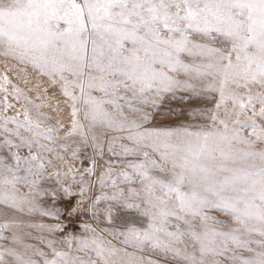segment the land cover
Here are the masks:
<instances>
[{
  "label": "snow or ice",
  "instance_id": "obj_1",
  "mask_svg": "<svg viewBox=\"0 0 264 264\" xmlns=\"http://www.w3.org/2000/svg\"><path fill=\"white\" fill-rule=\"evenodd\" d=\"M0 56V264H264V0H0Z\"/></svg>",
  "mask_w": 264,
  "mask_h": 264
},
{
  "label": "rangeland",
  "instance_id": "obj_2",
  "mask_svg": "<svg viewBox=\"0 0 264 264\" xmlns=\"http://www.w3.org/2000/svg\"><path fill=\"white\" fill-rule=\"evenodd\" d=\"M5 57H3V56H0V72H2L3 71V69H4V66H5ZM29 86H31V85H29ZM35 93H33V95H34ZM101 163H103V161H101ZM88 166V163H87V160H85V163H84V165L80 168V170L81 171H84V169L86 168Z\"/></svg>",
  "mask_w": 264,
  "mask_h": 264
}]
</instances>
